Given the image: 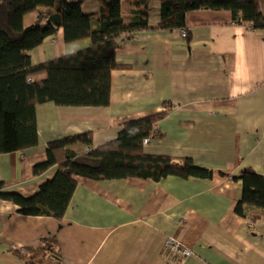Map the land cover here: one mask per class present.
<instances>
[{
	"label": "crops",
	"instance_id": "1",
	"mask_svg": "<svg viewBox=\"0 0 264 264\" xmlns=\"http://www.w3.org/2000/svg\"><path fill=\"white\" fill-rule=\"evenodd\" d=\"M84 5L87 12L100 6ZM130 7L123 0L126 21ZM159 7L151 11L152 25ZM260 8L264 13V0ZM186 25L185 39L173 30L118 41L116 61L126 69L112 71L109 106L39 105L38 145L1 155L0 178L5 192L31 197L57 172H33L47 160L49 143L90 132L97 148L117 139L125 123L162 111L168 112L158 122L164 137L144 145L145 151L190 158L211 169L213 178H77L62 221L22 215L0 200V264H26L17 253L52 236L62 264H264V218L251 223L235 213L242 184L234 180L245 169L264 177V29L237 24L229 11H192ZM90 44H68L60 29L29 56L40 65ZM169 239L191 255L171 250L181 261L170 260Z\"/></svg>",
	"mask_w": 264,
	"mask_h": 264
},
{
	"label": "trees",
	"instance_id": "2",
	"mask_svg": "<svg viewBox=\"0 0 264 264\" xmlns=\"http://www.w3.org/2000/svg\"><path fill=\"white\" fill-rule=\"evenodd\" d=\"M87 1L98 2L99 9L85 11ZM151 1L126 0L131 6L126 21L123 0H0V156L38 145L39 105L52 102L61 107L109 106L112 71L126 69L116 61L119 40H133L143 31H187L186 16L192 11H229L237 24L264 29L262 0H160L154 25L150 23ZM35 11L32 24L26 26V15ZM60 29L66 43L89 39L90 46L33 65L29 52ZM40 75L46 77L34 80ZM167 114L162 111L127 122L117 139L97 148L93 147L90 132L49 143L47 160L35 165L33 172L39 176L57 167L54 177L31 197L5 192L0 178V200L16 205L22 215L62 221L78 188L77 178L96 182H160L168 177L212 179L211 169L196 166L190 158L150 155L145 151V140L164 137L158 122ZM234 180L242 184L235 213L251 223L263 219L264 177L245 169ZM171 254L170 260L181 261ZM17 255L26 264L63 261L55 236L43 238L39 248Z\"/></svg>",
	"mask_w": 264,
	"mask_h": 264
},
{
	"label": "built area",
	"instance_id": "3",
	"mask_svg": "<svg viewBox=\"0 0 264 264\" xmlns=\"http://www.w3.org/2000/svg\"><path fill=\"white\" fill-rule=\"evenodd\" d=\"M182 37L185 39L187 38V32L186 31H182L181 32ZM150 141L145 140L144 144L147 145ZM167 248H170L171 250H173L175 253H178L184 257H188L191 255V252L189 250L183 249L181 248V245L177 242H175V240L169 239L167 241Z\"/></svg>",
	"mask_w": 264,
	"mask_h": 264
},
{
	"label": "rangeland",
	"instance_id": "4",
	"mask_svg": "<svg viewBox=\"0 0 264 264\" xmlns=\"http://www.w3.org/2000/svg\"><path fill=\"white\" fill-rule=\"evenodd\" d=\"M87 2H92V1H87ZM94 3H97L99 4L98 2L94 1ZM100 5V4H99ZM159 0H152L151 3H150V8H151V11H153V8L154 7H157L159 6ZM84 9H86V6L84 5L83 6ZM36 14H37V11L33 12V13H30L28 15H26L25 17V25L28 26L30 24H32L34 18L36 17Z\"/></svg>",
	"mask_w": 264,
	"mask_h": 264
}]
</instances>
